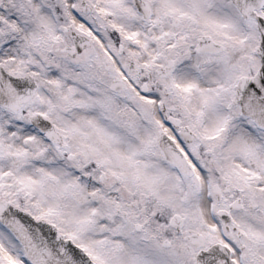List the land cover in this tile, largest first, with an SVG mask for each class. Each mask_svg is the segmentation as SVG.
Segmentation results:
<instances>
[{
	"label": "snow or ice",
	"instance_id": "6c2138e0",
	"mask_svg": "<svg viewBox=\"0 0 264 264\" xmlns=\"http://www.w3.org/2000/svg\"><path fill=\"white\" fill-rule=\"evenodd\" d=\"M0 264H264V0H0Z\"/></svg>",
	"mask_w": 264,
	"mask_h": 264
}]
</instances>
